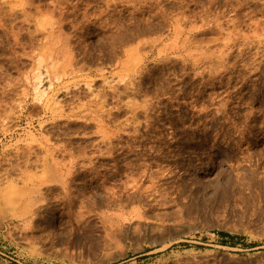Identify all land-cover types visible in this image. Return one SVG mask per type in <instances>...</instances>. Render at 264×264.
Wrapping results in <instances>:
<instances>
[{
  "label": "rangeland",
  "instance_id": "rangeland-1",
  "mask_svg": "<svg viewBox=\"0 0 264 264\" xmlns=\"http://www.w3.org/2000/svg\"><path fill=\"white\" fill-rule=\"evenodd\" d=\"M0 264H264V0H0Z\"/></svg>",
  "mask_w": 264,
  "mask_h": 264
},
{
  "label": "bare ground",
  "instance_id": "bare-ground-1",
  "mask_svg": "<svg viewBox=\"0 0 264 264\" xmlns=\"http://www.w3.org/2000/svg\"><path fill=\"white\" fill-rule=\"evenodd\" d=\"M39 73L37 74V77H36L37 84H36V88L35 89H36V91L38 93V96L39 97H43L46 94V91L41 89V87H40V85H42L41 83H42V75L43 74L41 72H39ZM203 174H204V176H208V177L210 176L208 170H206V169L203 170ZM24 201H26V199ZM33 206H34V203L31 200H27L24 203V206H23V216L24 217L28 218L30 215H32L35 212V209H33Z\"/></svg>",
  "mask_w": 264,
  "mask_h": 264
},
{
  "label": "trees",
  "instance_id": "trees-1",
  "mask_svg": "<svg viewBox=\"0 0 264 264\" xmlns=\"http://www.w3.org/2000/svg\"><path fill=\"white\" fill-rule=\"evenodd\" d=\"M223 235H229V234H227V233H223Z\"/></svg>",
  "mask_w": 264,
  "mask_h": 264
}]
</instances>
